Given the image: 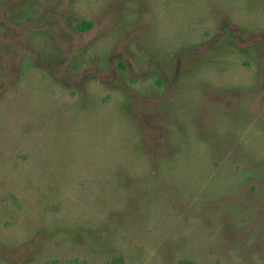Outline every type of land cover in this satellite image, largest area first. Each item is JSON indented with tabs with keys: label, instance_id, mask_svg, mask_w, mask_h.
<instances>
[{
	"label": "rangeland",
	"instance_id": "rangeland-1",
	"mask_svg": "<svg viewBox=\"0 0 264 264\" xmlns=\"http://www.w3.org/2000/svg\"><path fill=\"white\" fill-rule=\"evenodd\" d=\"M0 195V264H264V0H0Z\"/></svg>",
	"mask_w": 264,
	"mask_h": 264
},
{
	"label": "trees",
	"instance_id": "trees-1",
	"mask_svg": "<svg viewBox=\"0 0 264 264\" xmlns=\"http://www.w3.org/2000/svg\"><path fill=\"white\" fill-rule=\"evenodd\" d=\"M92 22L89 20H82L80 23L77 24V27L79 28H89L92 26ZM2 196L0 195V198ZM13 199L15 201H17L15 199V197L13 196ZM43 264H90L87 260L85 259H80V258H72V259H64V260H59L57 258H51L46 260ZM99 264H126L123 256L121 255H117L115 257H112L109 260L103 261ZM134 264H140V263H134ZM179 264H193V263H189V261L187 260H180Z\"/></svg>",
	"mask_w": 264,
	"mask_h": 264
},
{
	"label": "flooded vegetation",
	"instance_id": "flooded-vegetation-1",
	"mask_svg": "<svg viewBox=\"0 0 264 264\" xmlns=\"http://www.w3.org/2000/svg\"><path fill=\"white\" fill-rule=\"evenodd\" d=\"M89 28H90V27H89ZM89 28H79V27H77V29H78L79 31H84V30L89 29Z\"/></svg>",
	"mask_w": 264,
	"mask_h": 264
}]
</instances>
